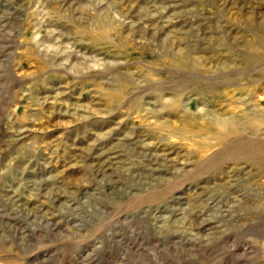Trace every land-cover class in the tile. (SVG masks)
Returning <instances> with one entry per match:
<instances>
[{"label": "rangeland", "instance_id": "obj_1", "mask_svg": "<svg viewBox=\"0 0 264 264\" xmlns=\"http://www.w3.org/2000/svg\"><path fill=\"white\" fill-rule=\"evenodd\" d=\"M0 264H264V0H0Z\"/></svg>", "mask_w": 264, "mask_h": 264}, {"label": "bare ground", "instance_id": "obj_2", "mask_svg": "<svg viewBox=\"0 0 264 264\" xmlns=\"http://www.w3.org/2000/svg\"><path fill=\"white\" fill-rule=\"evenodd\" d=\"M249 53H247V55H248ZM249 56V55H248Z\"/></svg>", "mask_w": 264, "mask_h": 264}]
</instances>
